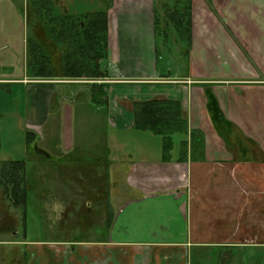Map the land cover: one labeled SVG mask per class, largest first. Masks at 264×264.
I'll use <instances>...</instances> for the list:
<instances>
[{"label":"crops","instance_id":"crops-1","mask_svg":"<svg viewBox=\"0 0 264 264\" xmlns=\"http://www.w3.org/2000/svg\"><path fill=\"white\" fill-rule=\"evenodd\" d=\"M29 1L0 0V18L11 17L9 10L2 11L4 3L19 8L23 17L22 27L0 26V51L6 50L0 59L30 73V48L39 45L40 67L47 73L0 78V83L23 88L18 119L36 139L25 138L18 153L3 155L1 138L0 162L25 161L29 182L36 172L29 171L28 156H55L36 141L38 134L46 140L55 133L63 157L89 142L95 163L107 165L104 179L115 171L127 196L115 213L112 208L102 238L33 245L28 255L35 248L40 264H264V0H193L191 52L180 76H158L154 0H114L108 10V59L117 74L100 103L91 98L95 81L51 74L69 60L79 61L73 45L81 37L75 27L28 24ZM53 1L60 17H82L70 14L79 0ZM206 1L216 3V13ZM26 30L33 36L25 37ZM86 84L88 92L59 89ZM156 99L179 102L188 121L189 134H181L180 148L173 139L169 153L160 135L134 125L133 104ZM83 109L95 112L90 125L102 121L97 131L104 134L102 144L97 136L71 140V134L89 131L81 125L66 127L63 140L57 136ZM96 114L102 119L97 121ZM110 130L126 136L109 138ZM193 130L202 137L191 138ZM130 143L140 147L138 154L128 151ZM127 155L134 159L121 171ZM114 163L120 165L114 169Z\"/></svg>","mask_w":264,"mask_h":264},{"label":"rangeland","instance_id":"rangeland-1","mask_svg":"<svg viewBox=\"0 0 264 264\" xmlns=\"http://www.w3.org/2000/svg\"><path fill=\"white\" fill-rule=\"evenodd\" d=\"M166 1L169 5H173L172 7H174L175 0ZM158 2L160 5L161 3L163 4L165 0H154V6ZM206 3L211 11L216 13V3L212 1H206ZM7 5V3L1 4V9L2 11L9 10L11 17L6 19L2 15L0 18V26H15L17 23L18 26L22 27L21 20L23 17L20 14L19 8L8 9L6 7ZM98 9L99 3L97 1L79 0L73 3V7L70 8V14L74 15L76 13H81L79 16H84L82 14L87 13V15H91L93 14L91 12ZM117 9L119 10V8ZM193 10L194 7L192 2L190 8L192 26ZM47 13L49 16L53 15L55 18L57 17L56 19L59 23H62V18L59 16L61 14L57 10L52 9ZM163 15L162 13L163 21L169 20V18H163ZM46 20L47 19L41 20L36 18L30 9L28 24L39 28L46 24L44 22ZM69 21H72L70 17ZM161 23L162 20L159 24ZM48 26H51V24L48 23ZM17 31L18 33L15 34V38L19 37L20 34L19 30ZM27 35L33 36L26 30L25 37ZM155 39L159 56L156 60L158 76H161L160 74L167 75L169 72L173 76H180L179 74L185 73L188 67L186 56L188 50H191L189 43L179 37V34L176 36L175 41L171 40V36H165L163 31H160L159 35L156 34ZM16 42L19 43V41ZM5 53L6 50L0 51V58L2 55H6ZM216 59L217 57L214 61H216ZM107 61L109 73H111L112 78H116L117 73L114 67L111 66L109 59H107ZM1 62L2 60L0 59V78L2 79H20L24 76L30 77V75L34 73L32 70L29 73L27 70L24 71L22 67L10 66L2 64ZM36 69L40 70L41 68L34 66V70ZM63 70V66L60 69L54 68L52 74L63 75ZM215 75H212V77ZM113 80L108 83L115 82V79ZM59 89H67V91H70V89H76L78 91L86 90L88 92L89 86L76 88L75 86L68 85L65 87L61 86ZM74 96L76 97V95ZM24 98L25 92L23 88L19 86V83H0V137L3 142V155L18 153L20 144L25 141V138L27 139L26 126L21 125L18 119L19 106ZM94 113V111L89 112V110L85 109L78 111L77 120L73 122L74 125H63L57 132V136H61L63 140L68 131L66 127L69 128V126H71V129L76 127L77 130V126L81 125L83 129H89V131L82 132L79 135L74 134L75 138H72L73 134H71V140L78 143L82 137L94 139L97 136V138H101L100 143L102 144L105 138L104 134L99 135V133H97V131L102 128V121L98 122L97 125H90L94 119ZM95 118L99 121L102 119V115L96 114ZM83 123H87V125H82ZM50 127L54 128L53 125H47L46 129ZM63 130H65L64 135ZM88 132L94 133V135H89ZM107 135H109V138L126 136L120 133V131L113 132L111 130L107 132ZM148 135L151 134H146V136ZM38 136L39 139L36 141L40 142V146H43L44 142L43 147L48 148L49 152L56 157L54 156L46 160L43 157H39V155H32V158L31 155L28 156V161L30 163H28L27 166L30 168L29 171L35 170L36 173L29 179L31 189L29 188L30 196L27 200V209L21 206H15L12 196L4 194L3 187H0V264H26L30 255V264H40V258L35 248H33V255L31 252L30 255H28V251L33 245L45 244L47 242L53 243L62 240L102 238L105 236V231L103 232L102 229H105L109 217L108 215L111 213L112 208H114L113 213H115L119 204L124 202L122 191L125 190L126 186L121 185L119 174L115 171H113V176H110L108 180L104 179L107 165L100 162L95 163L94 157L96 154L88 152L87 150L89 148V142H87L88 145L85 149H79L76 150V152H73L72 149L70 154H68L71 157H65L66 155L63 157V154L57 152V150H61V148L59 147L57 142L58 137H56L55 133L51 134V136L46 135V138H49L46 140L43 137V132L38 134ZM173 139L175 149L178 146V148H180L183 135L176 134L173 136ZM142 145L143 142L141 141L140 146ZM80 146L83 147L81 143ZM32 147L34 148L35 145H32ZM126 147L132 154H138V149L140 148L139 146L134 147L132 143ZM101 155L105 157L104 152L101 153ZM16 156L23 158L22 154L15 155L14 157ZM130 158L134 159L133 156L127 155L120 161L122 165L120 166L121 171L128 170ZM101 159L104 160V158ZM120 164L114 163V169ZM13 242H17V244Z\"/></svg>","mask_w":264,"mask_h":264},{"label":"trees","instance_id":"trees-1","mask_svg":"<svg viewBox=\"0 0 264 264\" xmlns=\"http://www.w3.org/2000/svg\"><path fill=\"white\" fill-rule=\"evenodd\" d=\"M114 0H99V9L91 12L93 14L82 17L62 18L60 25L75 27V32L79 33L81 41L73 45L74 54H79V61L74 60L63 66L64 77L69 80H87L95 81L91 86V98L95 103L106 100L107 90L111 86L110 83H99V81L112 80L111 73L108 68V10L112 7ZM193 0H176L173 5L168 2L161 4L156 8L158 16L169 18L165 26L166 29L174 31L176 36L179 34L184 41L191 46L192 41V25L190 8ZM53 0H30L29 8L34 15L43 19L47 10H52ZM162 11H161V10ZM184 9V13H183ZM156 16V32L160 30V18ZM171 18V19H170ZM164 31V29H162ZM159 35V32L158 34ZM165 31V36H168ZM76 48V49H75ZM39 45L30 48V71L34 77L47 73L46 67H40ZM38 54V55H37ZM34 66L41 68L34 70ZM67 67V68H66ZM63 69V68H62ZM44 70V71H43ZM36 71V72H35ZM54 69L51 70V74ZM53 76H56L53 74ZM134 125L141 131L152 132L163 138L164 152L169 153L173 148V136L176 134H189L188 121L182 112V106L177 101L167 99H156L146 102H135L133 104ZM202 137L195 130L190 132L191 138ZM36 135L27 131V140L33 141ZM1 145V137H0ZM52 158V157H50ZM0 187H3V193L11 195L15 206H21L27 209L28 197L30 196L29 182L26 177L25 161H2L0 162ZM127 196L126 193H122Z\"/></svg>","mask_w":264,"mask_h":264},{"label":"flooded vegetation","instance_id":"flooded-vegetation-1","mask_svg":"<svg viewBox=\"0 0 264 264\" xmlns=\"http://www.w3.org/2000/svg\"><path fill=\"white\" fill-rule=\"evenodd\" d=\"M176 1V0H175ZM174 1V2H175ZM165 2H167L166 0H165ZM164 2V3H165ZM193 2V1H192ZM56 2H54L53 1V5L55 4ZM163 3V4H164ZM162 4V3H161ZM161 4L159 5V2L158 3H156V5L154 6V1H153V23H154V36H156V34H158V32H160V31H163L162 29H164V33H165V31H167L168 32V34L171 36V40H174L175 41V39H176V34L174 33V31L173 30H171V29H166V26H165V24H166V22H167V20L166 21H163L164 19H162V16H158L157 15V13H156V8H158V7H160L161 6ZM27 6H29L28 5V3H27ZM55 7V6H54ZM28 8V7H27ZM57 7H55L54 9L55 10H57V11H61V10H59L58 8L56 9ZM48 11H50V10H47L46 11V14H45V17L43 18V19H47L46 21H44L46 24H44V25H46V26H48V23H50L51 24V26H59L60 25V23H59V21L52 15V16H49L48 15ZM29 11H26V14H27V16H26V19H27V23H28V15H29ZM59 14V13H58ZM156 16H158L159 18H160V21L162 20V23L161 24H159V28H160V30L159 31H157L156 32V30H157V28L155 27V25H156ZM37 18V17H36ZM62 18V17H61ZM38 20V19H37ZM42 20V19H41ZM39 21V20H38ZM159 21V22H160ZM165 38V37H164ZM156 40V39H155ZM191 48V47H190ZM189 52H191L190 51V49L188 50V53ZM188 53H187V55H188ZM187 57V56H186ZM189 57H190V53H189V56L186 58V61L187 62H189L188 61V59H189Z\"/></svg>","mask_w":264,"mask_h":264}]
</instances>
